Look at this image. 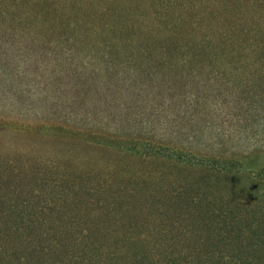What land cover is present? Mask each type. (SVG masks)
<instances>
[{"label": "rangeland", "instance_id": "374dc122", "mask_svg": "<svg viewBox=\"0 0 264 264\" xmlns=\"http://www.w3.org/2000/svg\"><path fill=\"white\" fill-rule=\"evenodd\" d=\"M0 264H264V0H0Z\"/></svg>", "mask_w": 264, "mask_h": 264}]
</instances>
